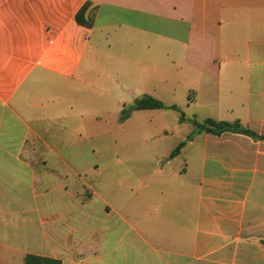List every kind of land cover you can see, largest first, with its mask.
Here are the masks:
<instances>
[{
    "label": "crops",
    "instance_id": "obj_1",
    "mask_svg": "<svg viewBox=\"0 0 264 264\" xmlns=\"http://www.w3.org/2000/svg\"><path fill=\"white\" fill-rule=\"evenodd\" d=\"M107 116L149 151L92 185ZM207 119L264 136V0H0V264H264V139Z\"/></svg>",
    "mask_w": 264,
    "mask_h": 264
},
{
    "label": "rangeland",
    "instance_id": "obj_2",
    "mask_svg": "<svg viewBox=\"0 0 264 264\" xmlns=\"http://www.w3.org/2000/svg\"><path fill=\"white\" fill-rule=\"evenodd\" d=\"M108 101L109 106H111L109 108L111 111L115 106V100L109 98ZM138 117L141 119L145 118L144 114H139ZM103 121H108V124L103 122L100 126H92L91 132L93 133V138L86 144V149L88 148L87 146H90L92 149L96 150L95 153H92L90 160L93 166H98L96 171L89 175V178L92 185H103V183L107 181V178L112 185H116V181L119 179L118 176L126 177L129 176L130 173H126L125 170L127 168L124 167V171H121L119 174L115 165V155H123L127 159L132 160L134 155L136 156V152H146L148 148L143 147L142 143L138 141L134 142L131 139L136 132L132 133L128 131L123 134L117 132L118 128L112 116H107ZM126 135L131 138L126 139Z\"/></svg>",
    "mask_w": 264,
    "mask_h": 264
},
{
    "label": "trees",
    "instance_id": "obj_3",
    "mask_svg": "<svg viewBox=\"0 0 264 264\" xmlns=\"http://www.w3.org/2000/svg\"><path fill=\"white\" fill-rule=\"evenodd\" d=\"M96 11H97V7L95 6L93 7L91 6L90 2H86L76 14L75 19L78 23L91 27L93 26L94 23ZM133 108L135 110L171 109V110L179 111L178 107L176 106L168 107L163 102L147 95L135 100ZM127 116H128V112L123 111L121 118H126ZM182 120H184L183 113H181V121ZM194 124L197 126V129L200 132H207V133L219 135L223 132L231 131V132H238L248 135L254 139H264V136L262 137L257 136L255 133L241 127L239 122H234V123L217 122L212 119H207L203 123H197L194 121ZM184 145L185 143L179 144L172 152L171 157L176 156ZM24 264H60V262L49 258L39 257L35 255H28L24 260Z\"/></svg>",
    "mask_w": 264,
    "mask_h": 264
}]
</instances>
